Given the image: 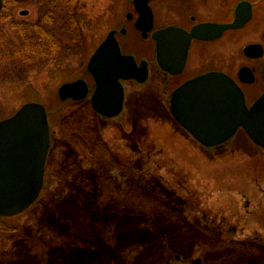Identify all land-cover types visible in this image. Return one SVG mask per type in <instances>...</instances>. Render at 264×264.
Wrapping results in <instances>:
<instances>
[{
  "label": "rangeland",
  "instance_id": "374dc122",
  "mask_svg": "<svg viewBox=\"0 0 264 264\" xmlns=\"http://www.w3.org/2000/svg\"><path fill=\"white\" fill-rule=\"evenodd\" d=\"M41 2L18 8L17 21L35 24ZM108 2L81 0L84 43L73 54L51 60L19 83L0 80V121L25 104H41L52 155L37 203L16 218L0 219V264H264V248L255 246L264 247V150L242 130L219 149L185 139L152 77L145 85L125 84L123 113L114 121L126 123L127 135L113 129L115 122L107 123L95 141L94 188L103 196L94 203L91 187L89 201L76 200L80 182L74 154L80 149L74 137L58 129L62 123L73 132V123L62 121L73 105L61 101L58 91L77 80L93 89L86 65L109 32L94 24ZM25 10L28 16L21 15ZM117 11L123 21L131 12ZM4 32L18 44L12 31ZM126 32L125 37L118 32L126 51L150 60L152 43L134 29ZM60 149L62 159L68 158L64 167L57 162Z\"/></svg>",
  "mask_w": 264,
  "mask_h": 264
},
{
  "label": "water",
  "instance_id": "95a60500",
  "mask_svg": "<svg viewBox=\"0 0 264 264\" xmlns=\"http://www.w3.org/2000/svg\"><path fill=\"white\" fill-rule=\"evenodd\" d=\"M133 0L139 15L136 29L146 39L152 29L148 3ZM228 27L199 28L187 33L168 28L152 34L158 45V59L164 71L176 74L184 67L191 38L220 36ZM249 47L246 52L253 50ZM96 89L91 97L93 110L112 119L120 115L124 94L121 81L147 79L146 64L137 67L132 57L121 55L113 34L100 45L87 63ZM244 71L240 72L243 79ZM246 82V81H245ZM252 83V79L247 81ZM62 101L79 102L88 95L84 81L63 85L58 91ZM170 112L176 122L205 148L228 142L242 129L254 145L264 150V93L247 108L240 89L226 76L209 74L193 79L171 97ZM47 114L39 103H28L11 117L0 121V218L24 213L38 199L42 190L45 164L50 147Z\"/></svg>",
  "mask_w": 264,
  "mask_h": 264
},
{
  "label": "flooded vegetation",
  "instance_id": "af4514ba",
  "mask_svg": "<svg viewBox=\"0 0 264 264\" xmlns=\"http://www.w3.org/2000/svg\"><path fill=\"white\" fill-rule=\"evenodd\" d=\"M59 3L66 4V7L62 6L61 9V6L58 5ZM32 4L33 0H0V40L4 39L8 43L14 44V40L8 39L4 30L12 31L16 37L23 31L30 34L32 28L36 26L40 20L43 19L50 23L49 20L53 19L51 14L54 13H59L58 24H64L66 19L70 21L69 17L71 16L73 18V27L77 25L81 34L82 21L85 19H83L81 13V0H42V16L40 15L35 24L29 21H17V9L21 7H31ZM148 6L152 14V29L154 33L172 28L191 35L193 30L199 28L228 27L233 25H238L236 26L238 28L227 29L220 36L210 40H204L210 38L209 32L203 33L204 39L192 37L184 67L180 72L170 74L161 67L158 59V45L151 37L153 32L150 33L146 39H142V34L137 31L136 24L139 15L134 7L133 0H109L105 8L106 12L104 15H99L94 24L97 27L109 29L105 39L110 34H113L121 55L132 57L137 67L145 63L147 69V79L144 83H138L136 80L121 82L124 94L123 109L126 96L125 84L133 83L140 86L145 85L151 77L153 83L158 85V89H160L164 98L168 97L169 106L172 95L180 87L193 79L209 74H221L228 77L241 90L248 107L264 93V0H153L148 3ZM122 7L130 8L131 10V12L124 15V21L120 18L117 11ZM73 13L75 16H72ZM28 14L27 10L21 11L22 16H28ZM101 22L104 23L103 26ZM54 27L55 25L52 26V30H54ZM126 29H134L142 41H150L152 43L153 47L150 60L146 58L139 59L137 55L126 51V45L123 44L118 37V32L121 37H125L127 34ZM52 30L48 29L47 32L50 31V34H52ZM52 36L55 38L54 34H52ZM105 39L94 49L91 57L96 53ZM59 42L60 40H58V43ZM68 42H70V39ZM249 47H254V49L246 52V49ZM242 70L244 71V80L240 78V72H242ZM89 77L92 81L93 89L91 88V91L88 87V98L80 102L69 100L73 105V109L66 117L62 118V121L64 120L67 125L73 123V132L67 131L68 129L63 127L62 123L58 124V129L62 136L74 137L73 139L77 143V148L80 149L79 154H74L75 164L77 166L75 170L79 172L76 178H78V182H80L79 189H74L76 190L74 194L77 195L76 200L79 202L89 201L90 199H86V196L92 195L91 187H93L95 192V194H93V202L95 203L96 199L103 196V194L100 196L94 188V185L96 186V182L98 181V174L96 172L97 160L94 155L95 141L101 138V133L104 131V126L107 123L113 125V122H115L116 127L113 129L119 132L123 137L127 135V132L125 131L126 123L122 120L119 122L114 121L116 118L106 119L93 111L91 97L96 89V84L91 75H89ZM250 79H252V83L247 82L250 81ZM170 117L179 130L186 134L185 136L187 137H185V139L190 137L198 144L175 121L171 114ZM148 128L149 127L146 125L145 132H149ZM173 131L176 135L178 134L177 130ZM55 133L56 132H54V134ZM87 140L89 141L88 144ZM59 141L62 143V146L67 148L65 141H62V139H59ZM100 143L103 145L102 148L106 154H109L107 146L102 142V139ZM61 152L62 149L59 150L57 155V157L59 156L57 162H60L64 167L68 164V158L66 157L64 161L60 156ZM81 152L85 154L81 156ZM85 155H87L86 158ZM51 158L52 155H50L49 150L46 167ZM46 179L45 170L43 186L46 183ZM102 186L99 189V193L103 189ZM52 199L53 197L51 200ZM202 234L205 237H209L204 233ZM255 246L258 247L257 249L264 248L262 246Z\"/></svg>",
  "mask_w": 264,
  "mask_h": 264
},
{
  "label": "trees",
  "instance_id": "16d2710c",
  "mask_svg": "<svg viewBox=\"0 0 264 264\" xmlns=\"http://www.w3.org/2000/svg\"><path fill=\"white\" fill-rule=\"evenodd\" d=\"M58 5L61 9L62 6L66 7L64 3ZM58 16L59 13L51 14L53 19L49 20L50 23L43 19L40 20L32 28L30 34L23 31L18 35V44H10L4 39L0 40V80L2 82L19 83L21 78L30 72L42 70L51 60H58L62 56L73 54L83 45L78 26L73 27V18L70 16V21L66 19L64 24H58ZM54 25V30H52ZM47 28L53 31L55 38L50 31L47 32ZM69 39L70 42H68ZM58 40H60L59 43Z\"/></svg>",
  "mask_w": 264,
  "mask_h": 264
}]
</instances>
